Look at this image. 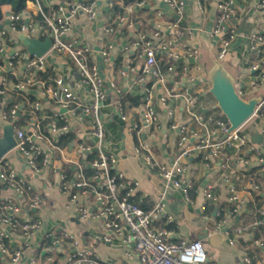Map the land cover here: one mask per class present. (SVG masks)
I'll return each mask as SVG.
<instances>
[{"label": "built area", "instance_id": "obj_1", "mask_svg": "<svg viewBox=\"0 0 264 264\" xmlns=\"http://www.w3.org/2000/svg\"><path fill=\"white\" fill-rule=\"evenodd\" d=\"M46 1V8L41 6L40 0L34 1L40 19H34L33 15L25 14V11L20 14L8 12L5 26L0 24V60L4 59L0 63V121L4 123L0 137L3 127L10 125L16 140L15 146L7 153L16 151L21 163L31 172L37 173L45 166L55 169V152H58L59 159L65 165L58 170V188L66 196V210L81 221L99 222L102 232L96 237L104 243L118 240L131 248L136 255L133 264H207L201 240L182 237L171 241L167 228L153 227L152 213L164 216L166 223L172 221V216L165 214L164 194L151 211H145L132 202L131 197L139 182L128 178L122 170L112 169L116 157L105 149L108 130L104 116L108 113L116 122L126 123L128 114L120 99L110 105L104 103L106 85L98 64L91 58L92 48L67 37L72 29L73 17L82 13L94 22L99 15V5H103L110 13L103 26L104 46L100 53L102 60L108 62L114 46L111 40L113 33L119 29L133 28L135 18L114 13V0ZM161 1L178 18L164 25L167 35L163 34V25L157 24L149 35L140 33L129 43V46L139 48L144 58L143 75L139 82L146 75L162 80V71L157 64L158 55L164 58L163 67L167 72L174 71V63L180 57H197L194 48L177 49L178 40L188 32L182 23L183 0ZM204 1H216L218 15L211 34L217 36L216 58L221 60L236 35L234 20L239 2L247 0H199L198 6L202 11L205 9ZM143 2L138 0L132 5L141 6ZM256 8L264 17V0H258ZM163 13L158 10L156 15L161 18ZM19 36L40 41L49 37L51 45L44 54L36 56L28 52ZM246 39L249 49L256 54L250 69L261 80L264 78V25L250 32ZM51 56L63 68H69L70 64L75 67L79 82L86 88L84 94L77 93L65 81L63 74L57 73V65L49 61ZM188 72L189 68L184 66L180 78L183 80ZM107 88L119 92L111 80L107 82ZM145 92V105L140 119L129 126L138 135L144 129L148 132L159 129L157 113L152 105V88L146 87ZM170 97L183 100L191 123L180 126L171 124V128L178 129L179 133L175 157L168 162L159 161L150 144L142 139L132 147L133 153L142 158L147 168L158 173L164 191L170 187L180 188L187 200H190L188 191L191 187L184 184L189 170L187 160L200 154L203 166L210 167L215 160L221 159L220 178L226 187L227 204L233 207H219L216 210L219 216L239 213L245 208L244 202L252 200L254 196L259 195L261 200L259 207L248 209L258 216L249 223L235 225L228 242L234 245L241 240L246 248L264 249V233L260 237L254 234L255 229L264 226V189L259 183L251 181L242 191L245 195H241L229 163L222 160L227 151L234 150L235 164H240L244 171H248L251 163L256 162L264 174V156L260 147L264 138V97L254 113L232 131H229V123L225 118L194 109L195 95L190 87H182L179 93L167 91V95L160 100L165 103ZM43 98L49 101L51 112H46ZM76 124L85 127L86 136L68 143L65 150L60 149L59 138L69 133ZM253 133L262 136L260 143L251 140ZM7 153L0 158V182L14 192L17 200L12 197L0 199V264H20L29 239L41 229L42 221L37 210L44 205V199L29 178L11 165ZM248 175L243 172L241 177ZM212 188L211 181L205 184L206 200H216ZM17 232L24 241L14 239L13 234L17 235ZM243 261L246 264H261L260 259L253 260L247 254ZM26 263L102 264L93 250L79 246L72 233L58 226L43 231L38 249L27 258Z\"/></svg>", "mask_w": 264, "mask_h": 264}, {"label": "crops", "instance_id": "obj_2", "mask_svg": "<svg viewBox=\"0 0 264 264\" xmlns=\"http://www.w3.org/2000/svg\"><path fill=\"white\" fill-rule=\"evenodd\" d=\"M257 1L239 2L234 20L235 38L227 53L219 60L236 78L237 92L244 99L255 95L264 97V78L258 80L256 73L250 69L256 60V54L249 49L246 39L250 32L258 30L264 25L263 14L256 8ZM183 2L182 23L188 32L178 40L177 49L181 51L186 47L194 48L197 50V57L195 59L180 57L174 63V71L167 72L163 67L164 58L158 55L157 64L162 71V80L146 75L144 80L139 82V78L143 75L144 58L140 54L139 48L129 46V43L135 40L140 33L149 35L157 24L163 25V34L167 35L168 31L164 25L174 18L172 13L165 9L166 6L161 0H144L141 6L128 5L125 8L124 15L133 16L136 21L133 28L119 29L113 33L111 40L114 46L110 51L108 62L102 60L100 53L104 46L103 26L108 21V13H110L105 10L103 5H99V15L94 22L89 21L82 13L73 17L72 29L67 37L92 48L91 58L98 64L99 72L106 85L107 97L104 103L110 105L114 100L120 99L128 114L126 123L116 122L108 113L104 116L105 126L108 130L105 149L111 151L116 157L117 161L111 166L112 169L122 170L128 178L139 182L131 197L132 202L145 211H151L161 199V195L164 194L162 198L165 203V214L171 215L172 221L166 223L164 216L152 213L153 227L167 228L171 241H177L182 237L189 240H201L205 247L207 264H246L243 261L246 254L253 260L260 259L261 264H264V249L246 248L241 240L236 241L234 245H230L228 242L235 225L241 224V222L249 223L251 220L249 221V218H247L248 221L244 220L243 214L249 213L246 207L233 216L220 217L216 212L219 207L228 205L226 187L220 178L221 159L215 160L210 167L203 166L200 154L187 160L189 170L185 175L184 184L191 186L188 191L190 200H187L180 188L170 187L164 191L158 173L154 169L147 168L142 158L132 151V147L138 143L139 139H142L150 144L153 154L159 161L168 162L175 157L178 150L179 133L178 129L171 128V124L175 123L180 126L191 123L183 100L170 97L165 103L161 102L160 98L167 95V91L179 93L182 87H190L195 95L194 109L197 112L210 114L214 117L222 115L216 107L215 99L212 97L210 100L206 95L210 87L207 71L210 62L213 59L217 60L218 51L217 36L211 34L218 15L216 1H204V11L199 9V0H183ZM40 4L44 8L47 7L46 0H40ZM37 9L34 2H29L24 13L36 16ZM2 10L4 17L1 24L5 26V15L10 12V8L6 5ZM158 10L164 11L161 18L156 15ZM262 51H264V47H262ZM2 60L4 61L1 59L0 63L3 62ZM49 61L55 62L57 73L63 74L65 81L77 93L84 94L86 92V88L79 82L77 71L73 65L70 64L69 68L66 66L63 68L60 62L55 61L54 56H51ZM184 66L189 68V72L182 80L180 76ZM110 80L115 84V88L119 89L118 93L107 88V82ZM146 87L152 88V105L157 113L159 129L154 132L144 129L138 135L135 131L130 130L129 126L140 119L145 105ZM42 103L46 112H51V108H48L50 103L46 98L42 99ZM3 125L4 123L0 121V133ZM86 131L83 125L76 124L69 133L59 138L60 149L65 150L68 143L84 138ZM260 147L264 156V138ZM57 153L55 152V169L45 166L37 173L31 172L21 163L16 151L12 150L6 155L11 165L29 178L31 184L44 199V205L37 210L42 221L41 229L29 239L20 264H27V258L32 256L39 247L43 231L54 226L62 227L72 233L78 240L79 246L93 250L102 264H133L136 261V255L131 248L118 240L104 243L96 237L102 232L99 222L81 221L66 210V196L58 188V170L65 165ZM225 156L222 160L229 163L241 195H245L242 191L251 181L259 183L264 189V174L256 162L251 163L248 171H244L243 166L234 162V150L227 151ZM243 172L249 175L243 178L241 177ZM210 181L213 183L212 193L216 196V200H206L204 196L205 184ZM4 197H12L17 200L14 192L0 182V199ZM17 233V235L13 234L14 239L24 241L19 236V232ZM263 233L264 230L260 228L255 229L254 232L257 237Z\"/></svg>", "mask_w": 264, "mask_h": 264}, {"label": "water", "instance_id": "obj_3", "mask_svg": "<svg viewBox=\"0 0 264 264\" xmlns=\"http://www.w3.org/2000/svg\"><path fill=\"white\" fill-rule=\"evenodd\" d=\"M172 13L174 19L178 18L170 8L165 7ZM21 43L27 48L30 54L41 56L51 45V40L46 37L43 41L34 38L19 36ZM53 61V60H52ZM210 83L208 93L216 101V107L229 123V131L242 125L253 113L256 106L261 102L262 96L255 95L250 98H242L236 88V78L229 72L225 64L213 59L207 71ZM224 137V136H223ZM262 136L258 133L251 135V140L260 143ZM16 140L10 125L3 127L0 137V158L15 146ZM216 210V208H215Z\"/></svg>", "mask_w": 264, "mask_h": 264}, {"label": "trees", "instance_id": "obj_4", "mask_svg": "<svg viewBox=\"0 0 264 264\" xmlns=\"http://www.w3.org/2000/svg\"><path fill=\"white\" fill-rule=\"evenodd\" d=\"M35 0H0V24L2 22V19L4 17V13H3V6L8 5L10 8V12L13 14H20L22 12L25 11L26 5L29 2H34ZM138 0H114V5L112 7V11L114 13H119V14H125V8L128 5H132L135 4ZM34 19H40L41 17L39 15L37 16H33ZM1 44V41H0ZM264 109V106L263 108ZM220 118H225L223 115L220 116ZM245 207L249 210L251 209H255L256 207H259L261 205V200H260V196H254L253 199H249L246 202H244ZM225 207L228 208H232L233 205L229 204L226 205ZM243 216L245 217L244 220L248 221L247 218H249V221L254 220L258 215L257 214H253L251 212L247 213L246 215L243 214ZM247 216V217H246ZM261 230H264V226L260 227Z\"/></svg>", "mask_w": 264, "mask_h": 264}, {"label": "rangeland", "instance_id": "obj_5", "mask_svg": "<svg viewBox=\"0 0 264 264\" xmlns=\"http://www.w3.org/2000/svg\"><path fill=\"white\" fill-rule=\"evenodd\" d=\"M206 95H207V98L211 100V98H212L211 94L206 93ZM214 112H215V111H214ZM217 114H218V113H217ZM218 115L220 116V114H218Z\"/></svg>", "mask_w": 264, "mask_h": 264}]
</instances>
